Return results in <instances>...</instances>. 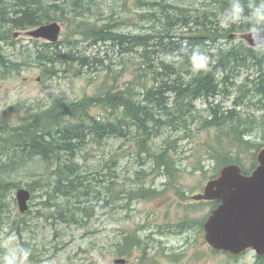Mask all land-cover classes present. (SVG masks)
<instances>
[{"label": "rangeland", "instance_id": "obj_1", "mask_svg": "<svg viewBox=\"0 0 264 264\" xmlns=\"http://www.w3.org/2000/svg\"><path fill=\"white\" fill-rule=\"evenodd\" d=\"M6 1L10 5L13 0ZM66 1L64 12H52V17H58L54 20L60 24V35L55 43L58 45L47 47L48 54L95 57L96 61H90L88 66L66 59L53 64L40 63L38 52L51 42L28 35L34 27L0 28L4 33L0 35L1 54L8 59L5 66L0 65V189L12 182L17 184L9 192L0 193V264L11 252L20 255L22 249L31 250L27 264H264V258L258 259L253 250L238 256L213 250L205 241L203 230L211 203L191 199L218 174L221 158H237L250 171L257 164L258 149L254 147L264 144L259 133L264 110L250 108L248 100L252 98V91H248L250 80L260 69L253 64L254 60L239 68L228 94L218 93L209 98L222 110L235 109L241 113L229 119L228 125L207 123L211 115L209 103L200 97L193 101L194 109L189 112L183 105L174 110L176 116L188 113L186 128L177 122L165 123L160 134L143 142L132 136L105 137L99 142L87 138L72 166L88 181L70 197H49L47 174L57 166L54 158L45 162L41 156L10 150L12 140L17 137L14 129L28 125L33 115L42 123L38 113L51 110L53 105L52 110L63 102L87 103L90 97L103 94L109 83L124 88L131 80L141 60L139 54L120 55L117 47L92 44L87 26L81 22L98 26L112 15L124 20L117 28L120 32L143 34L150 33L161 18L159 12L150 10L140 0H85L83 7ZM176 1L188 14L201 16L214 10L208 0ZM222 20L218 19L219 27H223ZM176 33L190 31L178 27ZM242 33H230L219 39V45L240 46L239 52L244 51L250 45L241 39ZM108 64L107 71H102L103 65ZM238 95L246 99L244 105L235 103ZM79 112L80 115L66 117L68 122H87L93 115L105 120L116 118L121 109L110 112L106 105H89ZM239 121H246L254 130L241 135L233 131L231 126ZM160 149L166 155L156 158ZM62 159L66 160V156ZM53 184L51 181L50 186ZM21 187L32 192L28 209L23 213L15 200ZM141 188L152 191L141 197L138 193ZM85 190L89 191L87 197L83 195ZM92 202L99 208L86 212L83 208ZM198 221H202V226ZM126 237L136 242L124 251ZM118 259H124V263H117Z\"/></svg>", "mask_w": 264, "mask_h": 264}, {"label": "trees", "instance_id": "obj_2", "mask_svg": "<svg viewBox=\"0 0 264 264\" xmlns=\"http://www.w3.org/2000/svg\"><path fill=\"white\" fill-rule=\"evenodd\" d=\"M59 1L62 4H59ZM84 1L72 0V3L83 7ZM208 1V5L213 6L214 10L205 11L201 16H197L186 13L185 7L177 5L176 0H140L139 3L148 5L150 10L161 15L150 33L120 32L117 28L124 20H117L112 15L103 19V23L98 26L81 22L83 26H87V34L92 37V44L102 43L111 48L117 47L120 55L138 53L141 60L124 88L114 86L116 83H109L103 94L90 97L87 103L63 102L52 110L55 106L53 105L52 111L47 109L38 113L39 118L44 122L38 123L33 115V120L28 125L14 129L17 137L11 142L13 143L10 147L11 151L22 152L31 157L38 155L45 162L52 157L57 163L56 168L47 174L46 186L50 188L49 197H70L88 181L85 175L72 166L73 159L85 146L87 138L99 142L105 137L132 136L143 142L152 140L160 134L165 123L173 125L177 122L178 126L186 128L189 125L186 119L187 112L194 109L193 101L200 97L205 98L209 103L208 109L211 114L207 120L209 124L224 125L229 119L239 116L240 112L235 109L222 110L218 104L211 103L209 98L215 97L218 93L228 94L239 68L246 67L251 60H254L253 64H258L260 69L258 75L250 80L251 87L248 89L252 91V98H248L251 101L250 108L264 110V46H249L239 52L240 46L227 48L219 45V39L227 38L232 32H247L253 29L250 6L258 3V0H242L245 18L228 28L219 27L218 19L224 17L233 0ZM66 2V0H13L9 5L6 0H0V28L12 25L9 29L26 30L47 23L49 20L56 21L54 19L58 17H52V12H64ZM178 27L186 28L190 33H176ZM2 33L0 31V35ZM58 41L44 44L46 46L44 50H40L37 54L40 63L53 64L57 60L66 59L79 61L81 65L88 66L90 61H96L95 57H79L70 53L61 55L55 52L49 55L50 50L47 47L58 45L55 44ZM2 49L0 43V65L5 66L8 59L2 56ZM195 49L206 53L210 58L207 71L193 70ZM108 66L109 64L103 65L104 68L101 70L107 71ZM257 96L260 98L254 99ZM235 100V103L240 102L242 105L246 101L240 95ZM89 105L92 107L106 105L110 112H115L117 109H121V112L116 118L109 117L106 120L104 117L93 115L94 117L89 118L87 122L85 120H79L76 124L68 122L66 117L80 115V108H87ZM177 105L185 106L187 112L185 111L182 116H176L174 110ZM231 129L241 135L253 128H249L246 121H243L238 125H232ZM259 133L264 139V118ZM262 146L264 144L254 148L259 150ZM145 150L147 151L146 148ZM165 155L166 152L160 149L155 156L162 158ZM62 156H66V160H63ZM236 159L223 157L220 166L237 163L244 174H249L250 170L242 167ZM254 164L255 160H253ZM53 178L56 179L52 180ZM51 181L54 182L52 187ZM16 187L17 184L12 182L6 185L5 189H0V193H7ZM150 191L151 188H141L138 193H141V197H145ZM83 195L87 197L89 191L85 190ZM77 203L80 201L77 200ZM209 203L213 209L218 201H209ZM98 208L97 203L92 202L83 209L88 212ZM201 224L202 221H198V225L202 226ZM135 242L126 237L123 244L124 251ZM261 258L264 256H258V259Z\"/></svg>", "mask_w": 264, "mask_h": 264}, {"label": "water", "instance_id": "obj_3", "mask_svg": "<svg viewBox=\"0 0 264 264\" xmlns=\"http://www.w3.org/2000/svg\"><path fill=\"white\" fill-rule=\"evenodd\" d=\"M28 35L56 42L60 24L56 21L38 25ZM251 47L264 46V29L240 34ZM257 165L244 174L237 163L227 164L209 179L202 192L191 196L195 201H218L203 223L204 239L215 251L238 256L253 250L264 256V146L256 152ZM31 192L19 188L16 192L18 210L28 209ZM117 263H124L118 259Z\"/></svg>", "mask_w": 264, "mask_h": 264}, {"label": "clouds", "instance_id": "obj_4", "mask_svg": "<svg viewBox=\"0 0 264 264\" xmlns=\"http://www.w3.org/2000/svg\"><path fill=\"white\" fill-rule=\"evenodd\" d=\"M250 18L253 21V31H259L261 28H264V0H258V3H255L250 6ZM245 7L242 3V0H233L230 9L225 13L222 26L225 28L230 27L233 23H239L242 19L245 18ZM194 64L193 70H208L210 58L206 53L201 52L199 49L194 50ZM31 255L30 249H22L20 255L15 252H11L5 256L3 264H27V259Z\"/></svg>", "mask_w": 264, "mask_h": 264}, {"label": "bare ground", "instance_id": "obj_5", "mask_svg": "<svg viewBox=\"0 0 264 264\" xmlns=\"http://www.w3.org/2000/svg\"><path fill=\"white\" fill-rule=\"evenodd\" d=\"M185 9V8H184ZM197 14V13H196ZM184 15V14H183ZM151 18V17H150ZM242 39V38H241ZM150 50V49H149ZM204 51V50H203ZM146 55H147V53H146ZM145 56V55H144ZM52 70V69H51ZM51 180V179H50ZM30 191V190H29ZM32 193V192H31ZM31 197H32V194H31ZM31 197H30V199H31ZM15 200H16V196H15ZM30 201V200H29ZM28 201V202H29ZM28 202H27V205H28ZM16 203H17V201H16ZM17 206H18V204H17ZM64 221V220H63Z\"/></svg>", "mask_w": 264, "mask_h": 264}]
</instances>
